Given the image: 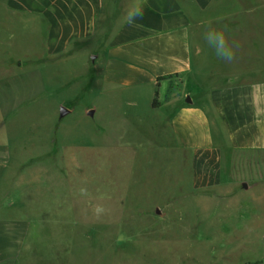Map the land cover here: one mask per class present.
<instances>
[{
  "label": "rangeland",
  "instance_id": "obj_1",
  "mask_svg": "<svg viewBox=\"0 0 264 264\" xmlns=\"http://www.w3.org/2000/svg\"><path fill=\"white\" fill-rule=\"evenodd\" d=\"M45 41L41 22L0 0V141L28 162L19 172L29 169L40 195L31 213L51 220L55 240L29 264H264L248 194L232 204L173 196L182 166L166 156L164 133L154 138L132 97L93 81L88 49L51 63Z\"/></svg>",
  "mask_w": 264,
  "mask_h": 264
},
{
  "label": "crops",
  "instance_id": "obj_2",
  "mask_svg": "<svg viewBox=\"0 0 264 264\" xmlns=\"http://www.w3.org/2000/svg\"><path fill=\"white\" fill-rule=\"evenodd\" d=\"M3 1L11 15L41 22L51 63L88 49L93 81L132 97L154 138L164 133L166 156L182 166L173 196L232 204L248 194L246 209L264 226V0H147L135 26L121 19L129 0ZM217 20L239 44L231 63L202 38ZM23 165L0 141V264H29L55 243L51 220L31 213L40 195Z\"/></svg>",
  "mask_w": 264,
  "mask_h": 264
},
{
  "label": "clouds",
  "instance_id": "obj_3",
  "mask_svg": "<svg viewBox=\"0 0 264 264\" xmlns=\"http://www.w3.org/2000/svg\"><path fill=\"white\" fill-rule=\"evenodd\" d=\"M147 0H129L121 19L128 26H135L143 18ZM231 30L226 24L217 21H207L202 38L208 49H211L218 60L228 63L237 58L239 44L230 38Z\"/></svg>",
  "mask_w": 264,
  "mask_h": 264
},
{
  "label": "water",
  "instance_id": "obj_4",
  "mask_svg": "<svg viewBox=\"0 0 264 264\" xmlns=\"http://www.w3.org/2000/svg\"><path fill=\"white\" fill-rule=\"evenodd\" d=\"M92 60H94V58H92ZM70 113L69 110H67L64 106H61L59 108V118L62 119L64 118L66 115H68ZM89 115H92V112H89ZM243 187L245 188L246 186L243 185Z\"/></svg>",
  "mask_w": 264,
  "mask_h": 264
},
{
  "label": "trees",
  "instance_id": "obj_5",
  "mask_svg": "<svg viewBox=\"0 0 264 264\" xmlns=\"http://www.w3.org/2000/svg\"><path fill=\"white\" fill-rule=\"evenodd\" d=\"M156 100H153L152 106L155 107Z\"/></svg>",
  "mask_w": 264,
  "mask_h": 264
}]
</instances>
